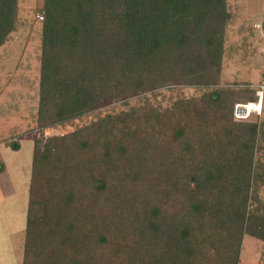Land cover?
Masks as SVG:
<instances>
[{
	"label": "trees",
	"instance_id": "1",
	"mask_svg": "<svg viewBox=\"0 0 264 264\" xmlns=\"http://www.w3.org/2000/svg\"><path fill=\"white\" fill-rule=\"evenodd\" d=\"M227 1L41 0L38 134L173 85L211 90L35 137L21 264H239L244 236L264 242V117L233 116L257 91L220 87ZM17 14L0 0V47Z\"/></svg>",
	"mask_w": 264,
	"mask_h": 264
},
{
	"label": "rangeland",
	"instance_id": "2",
	"mask_svg": "<svg viewBox=\"0 0 264 264\" xmlns=\"http://www.w3.org/2000/svg\"><path fill=\"white\" fill-rule=\"evenodd\" d=\"M41 5V0H18L14 31L0 47V264H21L35 137L45 140L63 136L105 116L145 104H152L161 114L178 99L199 97L211 90L173 85L134 99L100 104L80 118L38 134L35 120L42 21L36 14H42ZM227 8L232 20L226 28L220 87L257 90L264 86V0H228ZM238 106L244 105L234 108ZM256 116L250 110L245 118L254 121ZM260 117H264V98ZM16 144L20 149L14 152L11 148ZM257 160L264 164V148ZM258 198L264 204V186L259 188ZM239 264H264V242L244 236Z\"/></svg>",
	"mask_w": 264,
	"mask_h": 264
},
{
	"label": "built area",
	"instance_id": "3",
	"mask_svg": "<svg viewBox=\"0 0 264 264\" xmlns=\"http://www.w3.org/2000/svg\"><path fill=\"white\" fill-rule=\"evenodd\" d=\"M36 18L39 20V21H42L43 20V16L42 14H36ZM256 96L258 98V101L256 104H252V105H246V106H238L235 108V115L237 116V118L239 119H243L245 118L247 115H249V107L252 106L253 109L252 111H255L257 114H260L261 111H262V105H263V98H264V94H263V91H264V86H259L256 90ZM239 116V117H238Z\"/></svg>",
	"mask_w": 264,
	"mask_h": 264
},
{
	"label": "bare ground",
	"instance_id": "4",
	"mask_svg": "<svg viewBox=\"0 0 264 264\" xmlns=\"http://www.w3.org/2000/svg\"><path fill=\"white\" fill-rule=\"evenodd\" d=\"M248 109H249V110H252V109H253V107H252V106H250Z\"/></svg>",
	"mask_w": 264,
	"mask_h": 264
},
{
	"label": "crops",
	"instance_id": "5",
	"mask_svg": "<svg viewBox=\"0 0 264 264\" xmlns=\"http://www.w3.org/2000/svg\"><path fill=\"white\" fill-rule=\"evenodd\" d=\"M19 149H20V146H19ZM19 149H18V150H19ZM18 150H17V151H18ZM17 151H14V152H17Z\"/></svg>",
	"mask_w": 264,
	"mask_h": 264
}]
</instances>
